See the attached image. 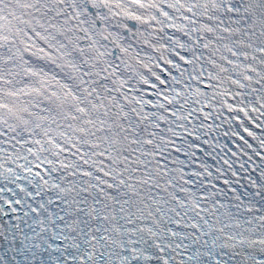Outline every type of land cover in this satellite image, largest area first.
Segmentation results:
<instances>
[{
    "label": "snow or ice",
    "instance_id": "snow-or-ice-1",
    "mask_svg": "<svg viewBox=\"0 0 264 264\" xmlns=\"http://www.w3.org/2000/svg\"><path fill=\"white\" fill-rule=\"evenodd\" d=\"M0 264H264V0H0Z\"/></svg>",
    "mask_w": 264,
    "mask_h": 264
}]
</instances>
